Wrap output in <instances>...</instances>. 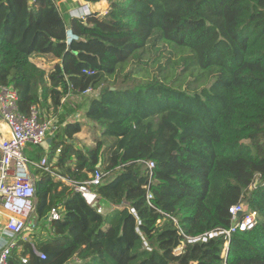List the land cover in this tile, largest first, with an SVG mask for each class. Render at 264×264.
<instances>
[{"label": "trees", "instance_id": "trees-1", "mask_svg": "<svg viewBox=\"0 0 264 264\" xmlns=\"http://www.w3.org/2000/svg\"><path fill=\"white\" fill-rule=\"evenodd\" d=\"M58 1L0 0V85L24 115L96 93L83 116L98 129L93 147H74L84 124L65 123V109L54 173L80 183L98 168L94 190L112 209L97 214L39 171L33 216L45 236L34 246L46 259L20 241L7 264H264V0H105L107 12L85 20ZM165 50L177 57L167 68ZM181 74L204 80L183 88ZM235 205L238 220L256 214L251 230L173 254L185 237L227 230Z\"/></svg>", "mask_w": 264, "mask_h": 264}, {"label": "built area", "instance_id": "built-area-1", "mask_svg": "<svg viewBox=\"0 0 264 264\" xmlns=\"http://www.w3.org/2000/svg\"><path fill=\"white\" fill-rule=\"evenodd\" d=\"M35 0H30V3ZM105 3V0L97 3ZM90 4V3H89ZM86 2L79 6L77 11L71 15V18L85 20L91 14L98 13L92 10ZM95 5V4H91ZM109 7L98 13L104 15ZM76 12V13H75ZM102 12V11H101ZM78 38L66 30V44L77 41ZM83 74L92 75L94 71L90 69L82 70ZM91 89L85 90L82 94H91ZM18 93L12 86L0 85V122L5 126L6 132L0 129V211L4 212L6 221L4 231L12 235V240L8 242L0 251V264H7V257L11 251L18 248V243L28 242L31 246L34 256L41 260L46 259V255L36 249V247L28 241L27 232L36 230L37 224L31 223L28 219L34 210L35 193V172H45L56 176L60 181L71 186L74 192L78 193L84 202L95 209L99 215H105L112 209L110 205L103 200L94 190L102 179L104 174L96 168L88 175L87 180L76 183L62 179L54 173L53 163L48 162V156L43 157L39 162L30 161L23 153L27 145L40 146V144L53 137L58 130V124L54 118H40L37 107L32 106L27 115L20 113L18 109ZM60 152L56 150V154ZM148 170L154 168L153 162L146 163ZM33 167V170L31 169ZM256 185L253 183L252 187ZM150 199V196H148ZM134 213L133 210H131ZM245 209L240 205L232 206L229 213L232 216V222L227 230H216L208 232L198 237H185L184 241L174 249L175 256L180 255L185 244H194L197 242H205L207 239L224 235L229 239L236 232H244L251 230L256 224V214L246 213L240 220L238 217L244 213ZM60 210L51 213V218L57 220ZM28 257H22L21 262L26 264Z\"/></svg>", "mask_w": 264, "mask_h": 264}, {"label": "rangeland", "instance_id": "rangeland-1", "mask_svg": "<svg viewBox=\"0 0 264 264\" xmlns=\"http://www.w3.org/2000/svg\"><path fill=\"white\" fill-rule=\"evenodd\" d=\"M59 1H58V3H59ZM65 2L72 9H74V7L77 6V5L80 6L78 0H65ZM103 4H104V8L95 7V8H93V9H95L93 11H96L98 13H103V11H105V9H107V6H109V3L108 2H105ZM76 9H77V7H76ZM168 53H169L168 50H165V52L163 53V58L159 61L160 64L164 65L165 68L168 67V64H166V63H167V59L169 57H170V59L173 62L174 61H177V57L172 56V55H169ZM49 65H51V64H47L46 67H48ZM157 66H155L154 68H152V70H156L157 69ZM177 72L178 73H181V68L180 67L177 68ZM183 75L184 74H181L180 79L177 82V84H179L183 88H186L187 87V83L189 81H190V84H192L194 86V85L202 84L203 83V80H204L203 77H202L201 79H199L198 81L195 82L193 77L188 76V75L187 76H185V75L183 76ZM204 85H202V86H204ZM94 95H96V93H92V94H80V95H71L72 97H66V98H64L63 101H62V103H63L64 107H67L65 109L72 115V118L74 120L75 119L77 120L78 119V115L80 114L79 111H82L84 109L85 105L89 102L90 97H93ZM71 110H74V111H71ZM50 115H51V111H49V113H48V116H50ZM86 130H88V133H85ZM86 130L83 131V133L80 135L81 138L79 137V140L77 141L78 144H79L78 147H81L82 148V147H85V145L92 146L93 147V144H94L95 140L98 137V134H99L98 133V129L96 127H94L93 124H90ZM87 134H88V136L87 137H84ZM246 144H248V143L246 142ZM80 145H82V146H80ZM27 149L31 150V152L28 153L27 152ZM52 149H53V146H50V151ZM23 153L25 154V156L28 159H30L31 161H34V162H39L40 159H41V156L44 154V153L41 152L39 146H32V145H27L24 148ZM28 155L29 156L32 155V156L29 157ZM31 169L33 170V167L32 166H31ZM37 173L38 172H35L34 171L35 177L38 179V176H36ZM51 176H52V180L54 182L60 181L56 176H54V175H51ZM64 185L68 186L65 183H64ZM32 205H33V200H32ZM33 212H32L31 217H29L28 220L31 223L36 224V219H35V216H33ZM44 231L45 230H44L43 225L42 226L39 225V226L36 227V230H33L32 232H27L26 237H27L28 241H30L34 245L35 244V240L38 237H44L45 236V232Z\"/></svg>", "mask_w": 264, "mask_h": 264}, {"label": "crops", "instance_id": "crops-1", "mask_svg": "<svg viewBox=\"0 0 264 264\" xmlns=\"http://www.w3.org/2000/svg\"><path fill=\"white\" fill-rule=\"evenodd\" d=\"M79 1V4H80V6H82V5H84L86 2H84V1H82V0H78ZM105 2H107V1H105ZM59 3H66L65 2V0H60L59 1ZM89 4V3H88ZM67 5V16H68V18L69 19H71V14H73L74 13V11H77L78 10V7H79V5H77V6H75L74 7V9H72V8H70L69 6H68V4H66ZM89 6H91L92 7V10H95V9H93V8H95V7H98V8H104V4L103 3H101V4H95V5H91V4H89ZM76 7H77V9H76ZM109 7V6H108ZM76 13V12H75ZM32 62L37 66V67H39V68H42V69H44L46 72H49L50 70H51V68H52V65L54 64V63H52V65H49L48 67H46V64L43 62V59H40V58H37V59H33L32 60ZM68 97H72L71 95H69ZM63 101V100H62ZM62 101H61V103H62ZM87 106H88V103L85 105V107H84V109L82 110V111H79L80 112V114L78 115V121L79 122H81V123H83L84 124V126L81 128V131L78 133V134H76L73 138L75 139V141H74V147L76 148V149H80L81 147H78L79 146V144H78V140H79V137H80V135L83 133V131L84 130H86L87 128H88V126L90 125V124H92V123H90V122H87L85 119H84V113H85V111H86V109H87ZM65 108H67V107H65ZM37 109H38V107H37ZM38 111H39V113H40V118H44V117H46V118H54L55 120H56V122H57V124H58V121H59V117H60V115L61 114H63L65 111H64V108H63V106L62 107H60L59 109H58V111H57V113H53L52 112V109H50L49 111H51V115L50 116H48V113H49V111L47 112L45 109H43V110H40V109H38ZM64 111V112H63ZM71 111H74V110H71ZM65 115H66V120H64L65 121V123H71V122H74V119L72 118V115L70 114V113H68V111H67V113L65 112ZM62 126H63V124H62ZM60 125L58 124V131L60 130ZM0 129H1V131L2 132H6V129H5V126L0 122ZM58 131H57V133H58ZM85 133H88V130H86L85 131ZM88 136V134L86 135V136H84V137H87ZM54 137V136H53ZM53 137H49L50 139H51V143H50V145H49V147L47 148V149H44V148H42V147H40L39 146V148H40V150H41V152L42 153H44L42 156H41V159L43 158V157H45V156H48V162L49 163H53V159H55L56 161H57V157H58V155H59V153L58 154H56V150L55 151H53L54 149H52L51 151H50V146H52V144H53ZM83 137V138H84ZM81 138V137H80ZM94 145V144H93ZM80 146H82V145H80ZM90 147H92V146H87V145H85V148H90ZM83 148V147H82ZM58 149H60V147L58 148ZM27 152L28 153H30L31 152V150H29V149H27ZM29 156V155H28ZM32 155H30L29 157H31ZM52 157V158H51ZM49 158H51L50 160H49ZM32 159V158H31ZM40 159V160H41ZM30 160V159H29ZM31 161V160H30ZM34 162V161H33ZM55 164L56 163H53L52 165H53V167L55 168ZM54 170H56V168L54 169ZM6 214L4 213V212H2V211H0V251H1V249L8 243V242H10L13 238H12V235L9 233H7L6 231H4V224H5V221H6ZM38 226V225H37ZM17 249H19V245H18V248Z\"/></svg>", "mask_w": 264, "mask_h": 264}, {"label": "water", "instance_id": "water-1", "mask_svg": "<svg viewBox=\"0 0 264 264\" xmlns=\"http://www.w3.org/2000/svg\"><path fill=\"white\" fill-rule=\"evenodd\" d=\"M67 30H70L69 27H68ZM50 143H51V139L48 138V139H46L45 141H43V142L40 144V147H42V148H44V149H47V148L49 147ZM35 203H36V200L33 201V204H34V205H35Z\"/></svg>", "mask_w": 264, "mask_h": 264}]
</instances>
